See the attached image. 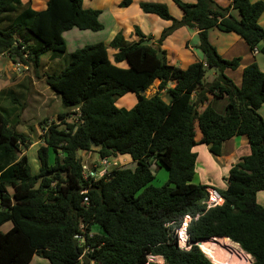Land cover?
I'll use <instances>...</instances> for the list:
<instances>
[{
	"label": "trees",
	"instance_id": "obj_1",
	"mask_svg": "<svg viewBox=\"0 0 264 264\" xmlns=\"http://www.w3.org/2000/svg\"><path fill=\"white\" fill-rule=\"evenodd\" d=\"M132 1L120 0L118 6ZM173 1L180 19L163 2L139 4L144 13L171 21L155 44H140L150 37L135 26L136 41L117 33L108 43L75 49L64 65L44 73L45 85L65 108L58 114L64 127L42 126L37 173L26 154L19 156V145L27 146L29 139L10 124L7 111H0V227L11 222L6 231L0 229V264H28L34 255L49 264H146L147 254L162 256L165 264H213L194 244L212 237L239 245L253 258L251 264H264V207L256 200L264 190V120L257 111L264 103V72L253 61L236 86L225 70L236 69L240 58H223L208 40L215 27L264 55V29L258 23L264 2L229 0L223 7L214 0ZM99 12L83 8L82 0H47L42 10L21 0H0V54L37 72L43 55L65 53L64 31L101 30ZM180 26L198 29L204 57L185 69L157 57L162 41ZM208 69L214 76L205 81ZM155 80L156 92L146 96ZM129 92L135 104L117 107L115 100ZM70 111L77 117L67 123ZM238 135L248 138L250 153L230 168L225 189L217 190L223 204L206 209L208 186L193 182L197 155L192 148L199 142L219 155L222 142ZM48 149L55 152L51 165ZM79 150H95L100 158L126 157L135 166L85 180ZM160 167L168 178L156 187L150 182ZM185 216L191 218L187 232L193 243L187 251L177 247L173 234ZM93 224L102 231L90 234ZM78 235L84 242L77 239L75 246Z\"/></svg>",
	"mask_w": 264,
	"mask_h": 264
},
{
	"label": "crops",
	"instance_id": "obj_2",
	"mask_svg": "<svg viewBox=\"0 0 264 264\" xmlns=\"http://www.w3.org/2000/svg\"><path fill=\"white\" fill-rule=\"evenodd\" d=\"M21 1L22 3L29 2L30 7L34 10L44 9L47 2V0ZM144 1L163 2L167 5L170 14L174 18L180 19L182 16V11H179L175 8L176 4L173 0H133L132 3L124 8L118 6L120 0H82L83 8L98 9L100 11L98 14V20L102 24V29L99 31H91L80 30L75 27V29L72 28L70 31H64L62 33L63 39L67 37L68 40H71L72 42H75V39L78 41L83 40L84 38L90 39L89 43H85L84 45L94 44L100 41L108 43L117 33H121L126 41L133 42L138 39L134 31L135 26H137L139 31L144 36L150 37L151 44H155L158 36L165 28L170 26L171 21L163 20L154 14L144 13L139 5L140 2ZM183 1L194 2V0ZM214 1L223 7H226L230 4L229 0ZM250 1L254 2L258 0ZM261 1L264 2V0ZM177 8L179 7L177 6ZM231 12L236 15L235 10H231ZM258 23L264 29V11L260 15ZM208 40L223 58H240V64L236 69L225 70V74L229 78L231 77L233 79L235 85H240L243 68L253 61H255L259 69L264 72V55L258 51L253 52L250 50L246 43L238 35L232 32H222L214 27L208 30ZM198 44V29L180 26L173 30L168 36H166L160 45V49L163 52L167 63L174 64L181 69H185L190 64L203 60L204 57L198 48ZM84 45H82L80 42L79 45H75L74 48L77 49ZM108 53L110 54L109 50ZM113 53L114 50L111 54ZM3 60H5L4 54H0V83L2 84L3 89L10 87L13 88L14 91H17V89L21 87L20 85L24 83V80H22L23 77H28L29 79L32 78V76L29 77L28 74L22 75L20 71H15L16 69L10 67L9 65L2 64ZM9 71L12 75L8 74ZM213 76L214 72H211V79ZM172 85L173 83H169L168 87ZM160 93L161 95L165 94V90H162ZM39 97L40 107L37 112H42L44 108L42 105H45L44 101L46 100V97L43 98L41 95H39ZM210 98L211 97H209V99ZM221 101H217V105L220 107L223 104V101ZM202 108L203 107L200 109ZM257 111L264 120V103H262ZM8 113L14 116V109L10 108ZM195 137L196 141H199L201 135L198 138L196 134ZM192 150L197 155L195 162V174L193 178V180L196 178L197 181L193 182L206 186L212 185L218 189H225L226 177L230 168L236 164L241 157L250 153L248 138L245 135L233 136L223 141L219 155L212 154L209 151L208 146L201 143L198 145L196 144ZM117 158L121 161L132 163L133 167L135 166V163L128 158L124 159L122 156ZM256 200L264 207V190L258 191L256 193ZM98 230L100 229L98 228ZM90 234H94V232L91 231ZM34 262L45 264V262L42 260H37V255H34L28 264H33Z\"/></svg>",
	"mask_w": 264,
	"mask_h": 264
},
{
	"label": "rangeland",
	"instance_id": "obj_3",
	"mask_svg": "<svg viewBox=\"0 0 264 264\" xmlns=\"http://www.w3.org/2000/svg\"><path fill=\"white\" fill-rule=\"evenodd\" d=\"M175 8L180 11V9L177 8V5ZM73 29H75V27H73ZM159 37L160 35L158 36V38ZM64 41L66 44L65 53L61 55V57L55 54H52V53H47L43 55L41 57V62H40L37 72H34V70L32 69L33 67L29 71L30 68L22 64L20 68H17L18 66L17 62L13 61L9 57L8 54H4L5 60L2 61V64L9 65L10 67L15 68L16 69L15 71H20L22 75L28 74L29 77L32 76V78L30 79L28 77H23L22 80H24V83L20 85L21 87L18 88L17 91H14L13 88H10V87L3 89L2 84L0 83V111H2V113H5V111L8 112L10 108L14 109V112H15L14 116L8 113L7 117H8L10 124L14 125L18 132L24 133L25 136L29 139V144L27 146L19 145V152H20L19 156H22L24 154L27 155L28 163H29L32 173H37L39 170V159L37 157L36 150L38 148V145L42 144L41 143V137L43 134L42 126L49 125L53 122V123L60 124V127H64L62 121L58 119V114L61 112H64L65 108L63 107L59 97H57L55 94L49 91L48 87L45 85L44 73L46 72L50 73L55 68H57L59 65H64L66 61L68 60V57H67L68 54L74 51L75 45L78 46L80 42L82 45H84L85 43H89L90 39L84 38L83 40H79L80 42L77 39H75L74 40L75 42H72L71 40H68L67 37H65ZM108 50L110 54L113 51V49L109 47H108ZM125 65L126 64L124 62L120 63V66L122 67H125ZM211 72L212 71L210 69L206 71L205 77H204L205 81H209L211 79ZM8 74L12 75L10 71L8 72ZM230 79L232 78L230 77ZM158 83L159 82L155 80L152 83V85L149 86L145 90L144 94L146 96L152 95L157 90ZM236 86H239V85H236ZM39 95L43 96V98L46 97V100L44 101L45 105H42L44 107L42 112H37L40 107ZM163 96L165 97V94H163ZM135 101H136V98L134 94L129 92L123 95L122 97H118L115 100V104L116 106L120 108L121 107L131 108L134 105ZM74 111H70L66 115L64 119L65 122L72 123L73 121L76 120L77 116L74 114ZM196 134H197V137L199 138L200 136L199 130H196ZM198 144L200 143L198 142L197 145ZM89 152L90 154H88V152H82V151L78 153V155L81 156L82 164H84L88 168L93 163L97 162L99 158L95 150H92ZM88 155L89 157H87ZM54 156H55V152L53 151V149H48L47 151L48 164L50 165L53 164ZM125 158L126 157H124V159ZM121 167L133 168V164L120 160V165L118 168H121ZM100 168L101 166L96 167L94 169V172L95 173L98 172ZM153 172H154V179L150 182L151 185L159 187V186L164 185L167 182L168 174H167V170L165 167L154 169ZM193 181L196 182L197 179L195 178ZM214 189L219 190L215 186H214ZM8 191L11 193L12 189L8 188ZM10 226H11V222H6L0 227V229L2 231H6ZM98 228L100 230H98ZM91 231H93L94 233H98L99 231L101 232L102 229L99 225L93 224L91 226ZM238 248H240L239 245H238ZM238 250H242V249L240 248ZM244 255L245 254H243V256ZM205 256L211 261V259L207 256V254H205ZM37 260H42L43 262H45V264H49L48 260L42 256L37 255ZM33 264H40V263L34 262ZM244 264H248L247 260Z\"/></svg>",
	"mask_w": 264,
	"mask_h": 264
},
{
	"label": "built area",
	"instance_id": "obj_4",
	"mask_svg": "<svg viewBox=\"0 0 264 264\" xmlns=\"http://www.w3.org/2000/svg\"><path fill=\"white\" fill-rule=\"evenodd\" d=\"M253 52H257V49L255 48ZM17 65H18L17 68H20L21 64L17 63ZM88 154H90V152H88ZM87 157H89V155ZM119 165H120V160L117 157H107V156L102 158L99 157L98 161L93 163L91 166H89V168L81 163L82 177L85 180L88 179L96 180L100 177L107 176L112 170L118 169ZM98 166H101V168L98 172L95 173L94 169ZM205 190L207 195H206V199L202 203L205 205L206 209L213 208L223 204L224 200L222 196L216 189H214V187L208 186L205 188ZM86 191L87 189H83L81 192L84 193ZM190 219L191 218L189 216H185L181 221L180 225L173 229V234L175 236L177 247L185 251H187L190 248V246L193 244L192 242H190L189 234L187 232V224L190 221ZM172 223L173 222H170L166 225L168 226L171 225ZM182 234L185 235L184 240H182ZM76 239H78L81 243L84 242V239L81 235H78ZM88 250L89 248H87L86 251H84V253L88 252ZM146 258H147L146 264H148L149 262L155 264H165L163 257L160 255L147 254ZM247 262L248 264H251L253 262V258L250 255L248 257Z\"/></svg>",
	"mask_w": 264,
	"mask_h": 264
},
{
	"label": "bare ground",
	"instance_id": "obj_5",
	"mask_svg": "<svg viewBox=\"0 0 264 264\" xmlns=\"http://www.w3.org/2000/svg\"><path fill=\"white\" fill-rule=\"evenodd\" d=\"M184 239L185 235L182 234V240ZM198 243L213 264H244L249 257L242 250H238L236 245L220 237L199 240ZM243 254L245 255L243 256Z\"/></svg>",
	"mask_w": 264,
	"mask_h": 264
},
{
	"label": "water",
	"instance_id": "obj_6",
	"mask_svg": "<svg viewBox=\"0 0 264 264\" xmlns=\"http://www.w3.org/2000/svg\"><path fill=\"white\" fill-rule=\"evenodd\" d=\"M140 44H142V45H149V44H151V40H150V39H144L143 41L140 42ZM157 57H158L161 61H163V52H162L161 50L158 51V53H157ZM79 152H81V150H79ZM79 152H78V153H79ZM50 174H51V172H50ZM73 243H74L75 246L77 245V239H76V238L73 240ZM194 244L197 245V246L199 247V243H198V241H197L196 243H194Z\"/></svg>",
	"mask_w": 264,
	"mask_h": 264
}]
</instances>
